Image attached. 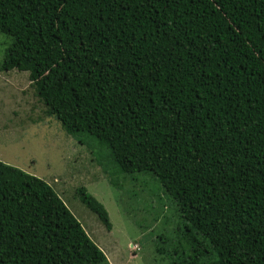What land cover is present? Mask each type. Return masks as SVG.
<instances>
[{"label": "trees", "instance_id": "trees-1", "mask_svg": "<svg viewBox=\"0 0 264 264\" xmlns=\"http://www.w3.org/2000/svg\"><path fill=\"white\" fill-rule=\"evenodd\" d=\"M0 32L1 70L105 147L152 221L166 210L167 264H264V0H0ZM0 264L109 261L49 183L0 162Z\"/></svg>", "mask_w": 264, "mask_h": 264}, {"label": "rangeland", "instance_id": "rangeland-1", "mask_svg": "<svg viewBox=\"0 0 264 264\" xmlns=\"http://www.w3.org/2000/svg\"><path fill=\"white\" fill-rule=\"evenodd\" d=\"M9 41L0 32V162L49 183L109 264H167L156 240L166 210L152 221L155 212L144 211L146 204L157 206L150 192L139 194L138 186L123 178L114 185L115 178L104 171L109 151L91 139L67 136L61 123L46 114L28 75L1 70ZM81 188L105 207L111 230L80 201Z\"/></svg>", "mask_w": 264, "mask_h": 264}, {"label": "crops", "instance_id": "crops-1", "mask_svg": "<svg viewBox=\"0 0 264 264\" xmlns=\"http://www.w3.org/2000/svg\"><path fill=\"white\" fill-rule=\"evenodd\" d=\"M100 247V246H99ZM101 248V247H100Z\"/></svg>", "mask_w": 264, "mask_h": 264}]
</instances>
